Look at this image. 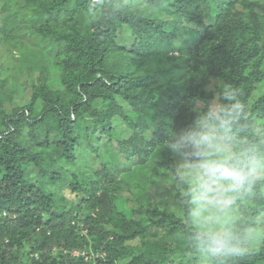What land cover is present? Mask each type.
Segmentation results:
<instances>
[{
	"label": "trees",
	"instance_id": "16d2710c",
	"mask_svg": "<svg viewBox=\"0 0 264 264\" xmlns=\"http://www.w3.org/2000/svg\"><path fill=\"white\" fill-rule=\"evenodd\" d=\"M124 27L134 38L129 47L120 42ZM177 27L186 34L180 57L165 55L159 50L174 47ZM0 42L45 56L28 103L16 104V73L0 76V264H203L205 256L264 264L254 237L264 216L262 0H0ZM214 78L225 83L219 115L210 104ZM203 120L232 144L233 158L201 151ZM171 147L209 168L208 185L231 181L232 234L200 231L191 193L179 195L183 216L156 206L160 218L147 224L117 210L127 175L120 156L146 174L140 167L151 159L175 167ZM151 225L177 245L147 240Z\"/></svg>",
	"mask_w": 264,
	"mask_h": 264
},
{
	"label": "rangeland",
	"instance_id": "374dc122",
	"mask_svg": "<svg viewBox=\"0 0 264 264\" xmlns=\"http://www.w3.org/2000/svg\"><path fill=\"white\" fill-rule=\"evenodd\" d=\"M262 1L264 2V0ZM140 4L145 5L143 2ZM145 8L159 17L171 21L174 20L171 11H161L157 8H149L146 6ZM24 17L34 21L31 17H28L26 13ZM175 26L176 25L171 26L169 30L175 31ZM185 35V30L177 27L176 36L174 37V47L168 49L169 47L165 46L164 49L159 51L165 55L175 54L179 56L184 44ZM119 37L120 42L128 47L134 40L128 27H124L120 31ZM27 41L30 42L29 39H27ZM44 57L42 52L37 53L32 50L23 52L18 46H7L0 42V76L7 72L11 76L16 73V77L23 83V95L17 99V105L28 103L31 98V75H34L36 78H38V76L44 77V73L42 74L43 68L38 64L45 61ZM48 65L49 64H44L42 67L48 68ZM46 73L48 77H50L49 81L52 84L53 72L49 70ZM55 79L54 86L58 87L60 81L57 77ZM7 86L8 83H6L5 88H7ZM219 87H225V83L221 79L216 78H214L212 83L208 86L210 90L215 91V98L210 101L212 112L215 115H219V110L222 107V103L218 98L217 89ZM262 95H264V81L259 85L257 90V96L259 97ZM197 107L202 110L205 107L204 102H198ZM118 125H120V123H118ZM201 127V132L204 134L201 145V151L203 153L211 157L226 160L235 156L232 144L225 141L224 136L216 125L210 124L207 120H203ZM263 129L264 126L258 128L259 131ZM98 142L100 143V141ZM167 143H169V141H167ZM168 152L166 156H169V158L173 160L175 167L170 168L164 166L167 169L165 168V170H163L159 160L151 159L140 167V169L145 168L146 174H140L138 172L139 167L135 164L134 160L128 161L123 155L120 156V161L127 166V172H125L127 175L123 177L126 183L118 190L121 196L120 199L115 202L117 210L129 218L140 219L147 224L160 218L158 213L155 214L152 212V209L156 206L161 209H172L178 216H183L184 204L179 195L186 196L191 193L194 196L195 202L194 220L200 231L210 230L214 234L220 236L232 234L233 223L236 220V210L230 199L234 194L231 181L228 179H218L216 183H209L208 185V167L205 165L195 166L187 159L186 155L177 150V148L171 147ZM84 154L86 155V153ZM91 160L93 162H98L94 154H91ZM258 176L261 178L264 177V167L259 169ZM259 223V230L256 235L254 234L256 247L264 246V216L259 218ZM84 232L86 233L87 231L84 230ZM147 240L150 242L162 243L166 246L171 245L175 247L177 245L176 239L173 238L165 228L160 226H150L147 232ZM134 243H138V241H134ZM73 254H82L87 260H91L93 257V254L89 255L88 252L81 253L76 250ZM175 258L179 259V256ZM207 258L206 256L204 257L203 264H213L208 261ZM184 262L185 259L181 261L178 260L176 264H183ZM120 264H126V261Z\"/></svg>",
	"mask_w": 264,
	"mask_h": 264
},
{
	"label": "clouds",
	"instance_id": "9594fccd",
	"mask_svg": "<svg viewBox=\"0 0 264 264\" xmlns=\"http://www.w3.org/2000/svg\"><path fill=\"white\" fill-rule=\"evenodd\" d=\"M226 175H228L230 178H233V179H239V180L243 179V175L242 174H238V175L234 176L231 170H229V172L226 173Z\"/></svg>",
	"mask_w": 264,
	"mask_h": 264
}]
</instances>
